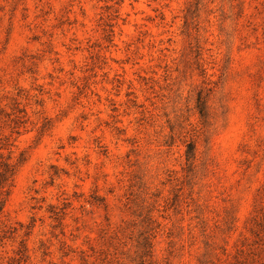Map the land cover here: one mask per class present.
Wrapping results in <instances>:
<instances>
[{"label": "rangeland", "instance_id": "374dc122", "mask_svg": "<svg viewBox=\"0 0 264 264\" xmlns=\"http://www.w3.org/2000/svg\"><path fill=\"white\" fill-rule=\"evenodd\" d=\"M5 163L0 264H264V0H0Z\"/></svg>", "mask_w": 264, "mask_h": 264}, {"label": "trees", "instance_id": "16d2710c", "mask_svg": "<svg viewBox=\"0 0 264 264\" xmlns=\"http://www.w3.org/2000/svg\"><path fill=\"white\" fill-rule=\"evenodd\" d=\"M203 104V103H202ZM191 151V146L189 147ZM14 174V168L10 166L8 163L2 165L0 169V210L3 207L4 197H2L5 193V196L8 194V190H4L6 186L10 185V181H12V177Z\"/></svg>", "mask_w": 264, "mask_h": 264}]
</instances>
